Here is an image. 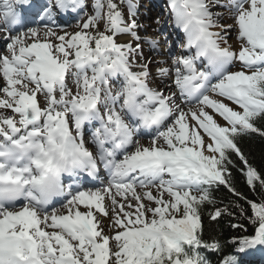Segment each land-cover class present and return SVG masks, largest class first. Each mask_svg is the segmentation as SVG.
<instances>
[{"label": "snow or ice", "instance_id": "1", "mask_svg": "<svg viewBox=\"0 0 264 264\" xmlns=\"http://www.w3.org/2000/svg\"><path fill=\"white\" fill-rule=\"evenodd\" d=\"M167 7L186 54L153 73L143 45L159 42L140 36L134 0H92L91 14L85 0H0V109L10 110L0 112V264H211L206 253L222 251L221 264H242L264 252V198L248 200L231 171L235 155L249 189L264 192L238 144L264 137V0ZM69 11L82 21L74 33L35 24ZM220 186L245 201L254 226L228 250L204 239L201 210ZM109 209L111 236L97 216Z\"/></svg>", "mask_w": 264, "mask_h": 264}, {"label": "trees", "instance_id": "2", "mask_svg": "<svg viewBox=\"0 0 264 264\" xmlns=\"http://www.w3.org/2000/svg\"><path fill=\"white\" fill-rule=\"evenodd\" d=\"M259 126V125H258ZM239 147L246 155L248 162L252 165L261 175H264V137L259 134H248L241 136L238 139ZM237 167L232 168L233 184L235 188L242 193L248 200L257 201L264 198V192L261 191L257 184L255 192L249 189V186L245 183L244 178L239 171L241 162L235 155L232 156ZM212 196L215 199V205H205L202 208V221L204 229V239L216 238L224 245L225 250H228L226 242L231 241L232 238L238 237L243 234H253L254 226L250 223L248 217L252 215L249 206L244 200L234 197L225 187L212 189ZM234 202H238L245 208L246 214L240 215L239 209L233 207ZM228 207V210L233 213L229 216L227 214L222 215L217 221H211L208 213L212 212L215 208ZM233 224L243 225V228H233ZM247 230L245 232L244 230ZM224 252H208L206 253L211 264H221V257ZM242 264H264V252L251 250L250 254H241Z\"/></svg>", "mask_w": 264, "mask_h": 264}, {"label": "rangeland", "instance_id": "3", "mask_svg": "<svg viewBox=\"0 0 264 264\" xmlns=\"http://www.w3.org/2000/svg\"><path fill=\"white\" fill-rule=\"evenodd\" d=\"M156 1L158 3H156ZM85 2L89 3V6L86 8H87L88 13L91 14L92 0H85ZM162 2H164V0H134V3L137 5V8H136L137 17H136V19L140 25V27L138 29L140 36L144 40L154 39V40H157L159 42L156 49H151L148 44L143 45V50H144L145 56L152 61V72L153 73H155V70H156V68H155L156 63L164 61L162 66L171 68L172 67V59L175 56L184 54V53H181V50L184 48L185 43L181 42L180 40H179V42L175 43L174 47H172L171 49L165 44L164 37L166 35H168V33H170L172 30L170 27L172 20L168 19L169 16H171L169 9L167 7H165V8L161 7ZM222 2H223V0H222ZM210 7H212L213 11L218 10V6L210 5ZM125 19H127V15H126ZM157 20L160 21L159 24L156 23ZM153 21H155V23H156L155 24L156 26H154V27H157L156 31L148 32L149 26L153 23ZM78 22L82 23V21H80L78 19V17H76V19L69 24H65V25H61L59 27H55V26H52L51 20H47L48 26L54 28V30L56 31V33L58 35H62L64 33V31H67L69 33H74L76 31H78L79 29L76 27V24ZM36 23H39V20H37ZM43 23H45V21H43L40 24H43ZM220 23H222V24H233L234 21H233V19L228 18L226 16L224 19H222L220 21ZM33 26H35V24ZM214 31H219V29H214ZM230 32H231V35L228 38L229 44L232 45L234 50L238 51L239 50V43L235 39L236 33H235V31H232V30H230ZM3 36H4V34L0 33V38L4 41ZM174 39H175V36L170 35L168 38V42L170 44H172V41ZM120 40H124V42H126L127 38L122 37V38H120ZM51 42L56 43L54 38L52 39ZM1 50H2V48H0V54H1ZM172 51L173 52L175 51L176 55H174L172 53ZM169 53H171L172 55H169ZM5 54H7V52ZM233 70L234 71L240 70L239 64H237V67L234 68ZM156 81L151 83L150 87L156 88V85L159 84V78H156ZM167 81L169 82V84H171V78H169ZM69 87L74 88V86L71 83V80H69ZM213 98H215V97H213ZM41 100H42V98H41ZM217 119L219 120V118H217ZM219 122L221 124L224 123L222 120H219ZM205 142L207 143V140ZM142 143L145 146H147L148 140L143 139ZM137 191L141 192L142 190L137 189ZM152 191H153V194L155 195V189H153ZM97 216H98V219L101 221V226L105 230L104 234L109 235V236L113 235L114 234L113 232L108 231V225H109L110 218H111V212L109 211L108 217H103V216H100L99 214H97Z\"/></svg>", "mask_w": 264, "mask_h": 264}, {"label": "bare ground", "instance_id": "4", "mask_svg": "<svg viewBox=\"0 0 264 264\" xmlns=\"http://www.w3.org/2000/svg\"><path fill=\"white\" fill-rule=\"evenodd\" d=\"M86 3V2H85ZM155 24L152 23L150 26H149V29H148V32H151V31H156V28L157 27H154ZM0 33H3V32H0ZM4 34V33H3ZM175 44V42L173 41L172 42V47L173 45ZM0 48H2L1 50V54H5L6 53V50H5V41H3L2 39H0ZM157 82V81H156ZM3 81L2 79H0V85H2ZM167 83L169 84V82L167 81ZM171 85V84H170ZM158 86V84L156 85V87ZM160 90H162V86L161 88H158ZM172 89H173V85H172ZM0 112H4L5 114H10V111L9 110H4V109H0ZM119 199V198H118ZM105 204L107 205L108 204V201L107 199L105 200ZM110 211V209H109ZM111 212V211H110Z\"/></svg>", "mask_w": 264, "mask_h": 264}]
</instances>
